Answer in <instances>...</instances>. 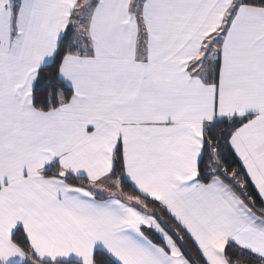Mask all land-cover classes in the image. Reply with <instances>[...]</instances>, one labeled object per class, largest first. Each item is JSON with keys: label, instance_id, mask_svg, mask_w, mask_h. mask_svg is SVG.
<instances>
[{"label": "snow or ice", "instance_id": "6c2138e0", "mask_svg": "<svg viewBox=\"0 0 264 264\" xmlns=\"http://www.w3.org/2000/svg\"><path fill=\"white\" fill-rule=\"evenodd\" d=\"M0 264H264V0H0Z\"/></svg>", "mask_w": 264, "mask_h": 264}]
</instances>
